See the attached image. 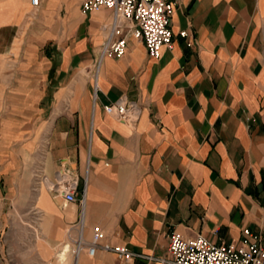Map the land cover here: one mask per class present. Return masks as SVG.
Listing matches in <instances>:
<instances>
[{
    "label": "crops",
    "instance_id": "1",
    "mask_svg": "<svg viewBox=\"0 0 264 264\" xmlns=\"http://www.w3.org/2000/svg\"><path fill=\"white\" fill-rule=\"evenodd\" d=\"M36 13L47 40L40 61L22 64L25 84L12 76L13 94L27 88L32 168L44 176L27 196L29 246L43 264H169L145 256L167 258L172 231L239 244L248 227L264 237V0H176L171 47L152 57L127 36L120 56L98 61L109 8L0 0V40L14 45ZM118 98L127 121L103 110ZM71 179L75 199L67 201L59 186ZM94 225L102 242L142 256L88 253Z\"/></svg>",
    "mask_w": 264,
    "mask_h": 264
},
{
    "label": "built area",
    "instance_id": "2",
    "mask_svg": "<svg viewBox=\"0 0 264 264\" xmlns=\"http://www.w3.org/2000/svg\"><path fill=\"white\" fill-rule=\"evenodd\" d=\"M35 5L37 0H30ZM176 0H80L83 12L106 7L111 10L107 33L101 43L97 61L103 55L120 56L126 45L127 36L141 40L146 53L157 57L161 46L171 47L172 32L169 18ZM182 37L188 36L185 29L178 31ZM187 44L190 39H187ZM103 110L116 118L127 121L130 112L126 102L118 98L104 103ZM75 179L60 183L59 191L67 201L75 199ZM103 232L92 227L88 253L97 247L115 252L123 260L142 256L124 244L102 242ZM168 257L145 256L147 260L166 261L169 264H264V237L260 231L242 228L239 244L233 242H214L207 236L196 234L184 237L172 231L167 238Z\"/></svg>",
    "mask_w": 264,
    "mask_h": 264
},
{
    "label": "rangeland",
    "instance_id": "3",
    "mask_svg": "<svg viewBox=\"0 0 264 264\" xmlns=\"http://www.w3.org/2000/svg\"><path fill=\"white\" fill-rule=\"evenodd\" d=\"M39 19L36 13L34 23H29L28 27L26 22L21 24L24 35L16 39L14 45L0 40V50L3 52L0 60V264H43L29 246L35 215L28 212L34 202L27 196L32 190L31 182L35 180L41 185L44 176L34 174L32 168L34 140L27 133L32 120L25 116L28 105L23 101L27 88L20 86V94H13V88L17 89L18 83L12 76L13 73L18 74L20 84H25L28 73L22 64L27 62L28 57L33 58L36 65L40 61L43 42L47 40L41 37L43 23ZM31 31L33 38H26ZM34 81L35 91L39 93L43 84L37 70ZM15 96L19 98V103L14 101ZM17 105L19 113L15 111Z\"/></svg>",
    "mask_w": 264,
    "mask_h": 264
},
{
    "label": "bare ground",
    "instance_id": "4",
    "mask_svg": "<svg viewBox=\"0 0 264 264\" xmlns=\"http://www.w3.org/2000/svg\"><path fill=\"white\" fill-rule=\"evenodd\" d=\"M61 256V255H60Z\"/></svg>",
    "mask_w": 264,
    "mask_h": 264
}]
</instances>
